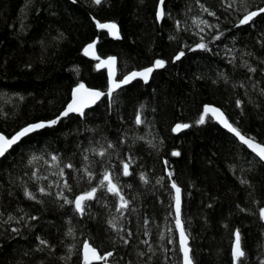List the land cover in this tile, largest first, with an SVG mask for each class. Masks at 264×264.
Here are the masks:
<instances>
[{
    "label": "trees",
    "instance_id": "16d2710c",
    "mask_svg": "<svg viewBox=\"0 0 264 264\" xmlns=\"http://www.w3.org/2000/svg\"><path fill=\"white\" fill-rule=\"evenodd\" d=\"M158 4L0 0L8 136L57 118L78 85L108 90L85 54L96 38L118 78L155 66L0 160V264H86V242L97 264H184L180 224L194 264H264V162L204 112L220 107L264 144V0H164L162 19ZM107 21L119 37L99 27Z\"/></svg>",
    "mask_w": 264,
    "mask_h": 264
},
{
    "label": "water",
    "instance_id": "95a60500",
    "mask_svg": "<svg viewBox=\"0 0 264 264\" xmlns=\"http://www.w3.org/2000/svg\"><path fill=\"white\" fill-rule=\"evenodd\" d=\"M163 2L164 0H159L158 4V17L160 19L163 18L164 10H163ZM101 29L107 30L113 37L120 36V28L114 22H103L99 25ZM98 38L95 41L89 43L85 47V54L88 57L95 58L98 60L97 66L100 69H105L108 76V90L103 91L99 88L90 87L87 85H78L74 88L72 92L71 100L67 103L64 110L61 114L55 118L50 120H40L36 122L29 123L19 130H17L12 135L8 136L2 132H0V160L7 154V152L17 144L22 138L27 136L28 134L43 129L48 126H52L55 122L61 118L65 117L71 113H81L86 109L94 106L97 102H99L106 92L116 91L120 87L125 86L136 79H141L144 81H149L152 73L155 69V66H148L140 69H134L123 77L118 78V61L115 56L108 57H100L97 52ZM204 111L206 114L210 115L215 121H217L225 130L229 131L233 135H235L238 140L243 143L251 152L257 155L264 162V144L257 141L254 138H251L237 129L228 119L225 112L218 106L214 104H207L204 107ZM188 124L177 123L174 126V131L176 133L181 132L186 129ZM128 169V168H127ZM177 200L176 207L177 213L180 215L181 212V194L180 191L176 188ZM79 206H81L82 199H78ZM179 236L180 243L184 250V264H194L189 249V238L182 224L179 225ZM234 254L237 257L243 256V250L241 247L240 240H236L233 247ZM83 257L86 264H95L100 262L101 254L97 248H95L89 242H86L83 247Z\"/></svg>",
    "mask_w": 264,
    "mask_h": 264
},
{
    "label": "bare ground",
    "instance_id": "6f19581e",
    "mask_svg": "<svg viewBox=\"0 0 264 264\" xmlns=\"http://www.w3.org/2000/svg\"><path fill=\"white\" fill-rule=\"evenodd\" d=\"M231 122V121H230ZM235 126V125H234ZM236 127V126H235ZM237 128V127H236ZM238 129V128H237ZM241 131V130H240ZM242 132V131H241ZM250 137V136H249ZM252 138V137H251ZM238 240V239H237Z\"/></svg>",
    "mask_w": 264,
    "mask_h": 264
}]
</instances>
